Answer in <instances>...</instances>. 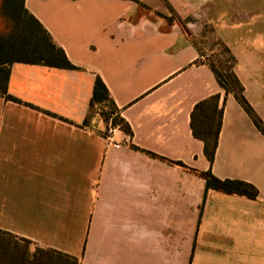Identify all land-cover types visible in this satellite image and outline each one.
Masks as SVG:
<instances>
[{"label": "crops", "instance_id": "0c3cea01", "mask_svg": "<svg viewBox=\"0 0 264 264\" xmlns=\"http://www.w3.org/2000/svg\"><path fill=\"white\" fill-rule=\"evenodd\" d=\"M24 5L74 69L10 66L17 101L0 96V231L28 241L30 253L80 264H264V134L168 20L186 0ZM259 34L232 49L233 74L264 124ZM97 78L129 131L111 123L108 133L92 113ZM214 95L222 118L209 163L190 115ZM207 171L251 185L256 197L206 190L196 173Z\"/></svg>", "mask_w": 264, "mask_h": 264}, {"label": "trees", "instance_id": "16d2710c", "mask_svg": "<svg viewBox=\"0 0 264 264\" xmlns=\"http://www.w3.org/2000/svg\"><path fill=\"white\" fill-rule=\"evenodd\" d=\"M25 0H0V18L5 22L4 31H0V96L7 101H17L7 93L10 66L13 63L42 65L46 67L74 69L65 53L57 47L49 33L40 22L25 8ZM217 82L225 93H233L238 103L244 108L257 129L264 134V124L256 117L242 96V88L234 74L232 79L237 90H231L220 75L210 67ZM219 95L211 96L196 104L190 115V126L195 138L204 145V156L209 163L213 162L217 148L218 134L221 128L222 109L218 107ZM113 104L103 82L97 78L92 94V106L96 103ZM114 125H121L126 131L123 121L118 117ZM150 154V153H149ZM151 155V154H150ZM172 163V162H171ZM175 164V163H172ZM184 168L182 164H175ZM206 182V190H214L227 195L256 197V190L249 184L237 180H219L210 171L196 173ZM12 235L0 231V264H80L77 259L63 254L35 249L29 255L28 248L20 253L14 246ZM27 246L29 242L22 240Z\"/></svg>", "mask_w": 264, "mask_h": 264}, {"label": "rangeland", "instance_id": "374dc122", "mask_svg": "<svg viewBox=\"0 0 264 264\" xmlns=\"http://www.w3.org/2000/svg\"><path fill=\"white\" fill-rule=\"evenodd\" d=\"M264 10V0H186L185 11L179 16L171 12L168 20L178 23L182 32L197 47L203 61L220 75L222 81L231 89L237 90L232 79L235 57L233 48L242 47L244 36L257 37L264 33L254 22L260 21ZM5 22L0 18V31ZM92 113L108 121L117 119L110 103H96ZM14 248L20 253L30 249L22 240H13ZM29 255L31 253L29 252Z\"/></svg>", "mask_w": 264, "mask_h": 264}, {"label": "built area", "instance_id": "2783aa9c", "mask_svg": "<svg viewBox=\"0 0 264 264\" xmlns=\"http://www.w3.org/2000/svg\"><path fill=\"white\" fill-rule=\"evenodd\" d=\"M111 120H112V118H110V119L108 120V122H109V124H110V128L108 129V133H112V132L114 131V128H113V126H112V124H111Z\"/></svg>", "mask_w": 264, "mask_h": 264}]
</instances>
